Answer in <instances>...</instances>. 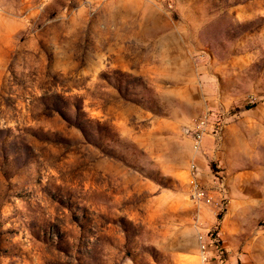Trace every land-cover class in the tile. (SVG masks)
Wrapping results in <instances>:
<instances>
[{"label": "rangeland", "instance_id": "rangeland-1", "mask_svg": "<svg viewBox=\"0 0 264 264\" xmlns=\"http://www.w3.org/2000/svg\"><path fill=\"white\" fill-rule=\"evenodd\" d=\"M195 224L264 264V0H0V264H200Z\"/></svg>", "mask_w": 264, "mask_h": 264}, {"label": "built area", "instance_id": "built-area-1", "mask_svg": "<svg viewBox=\"0 0 264 264\" xmlns=\"http://www.w3.org/2000/svg\"><path fill=\"white\" fill-rule=\"evenodd\" d=\"M212 127L210 115L206 113L187 130L194 152H199L204 135ZM186 184L187 197L191 206L200 210L203 207H209L213 204V196L202 184L199 169L193 161L186 172ZM194 227L197 230L198 258L200 264H209L211 261L220 262L223 252L215 239L208 235V233H201V229H199L197 224Z\"/></svg>", "mask_w": 264, "mask_h": 264}]
</instances>
